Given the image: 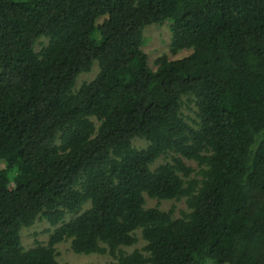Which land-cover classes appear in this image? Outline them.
<instances>
[{
    "label": "trees",
    "instance_id": "1",
    "mask_svg": "<svg viewBox=\"0 0 264 264\" xmlns=\"http://www.w3.org/2000/svg\"><path fill=\"white\" fill-rule=\"evenodd\" d=\"M164 22L192 52L152 70L142 31ZM38 217L58 226L24 250ZM66 239L108 264H264V0H0V264H58Z\"/></svg>",
    "mask_w": 264,
    "mask_h": 264
},
{
    "label": "rangeland",
    "instance_id": "2",
    "mask_svg": "<svg viewBox=\"0 0 264 264\" xmlns=\"http://www.w3.org/2000/svg\"><path fill=\"white\" fill-rule=\"evenodd\" d=\"M41 42L44 44L47 43L46 39H41ZM40 49V45H36V50ZM142 51L147 56V63L152 70L157 69L156 59L165 55L169 60H174L178 58L185 57L189 55L192 50L190 48H181L173 49L171 45V32H170V23L164 22L162 24H150L144 27L142 31ZM99 66L97 61L93 62L90 70L78 74L75 80L74 90L84 82L91 81L98 73ZM181 105L180 113L183 118L192 125L194 128H197L196 121L197 118V106L195 103V97L191 94L181 96ZM95 125H98V122L94 117H91ZM59 139L56 140V143L59 144ZM132 145L137 148H142L146 145L144 139L135 138L132 140ZM170 161V156L159 157L155 160L153 166L158 164ZM184 163L187 166H190L193 169L192 176L195 175V172L198 171L199 167L197 163L193 160L183 159ZM144 207H158L161 210L171 212L173 218H179L184 213L188 212L189 209L186 206L185 198L180 199H156L150 198L144 194ZM90 203L87 202L84 204L83 209L89 208ZM82 209V210H83ZM70 216H66V220ZM58 225H50L47 220L44 218H36L35 221L29 226H23L20 230V242L24 250H29L35 247L37 244L45 245L48 242L49 236L52 231ZM137 241L130 246H121L120 249L125 253H129L134 249L143 250L145 241L141 238L140 231H136ZM102 245V244H101ZM55 248V260L58 264H108L111 261L115 260V257L108 253H75L70 246V239L63 240L54 245Z\"/></svg>",
    "mask_w": 264,
    "mask_h": 264
}]
</instances>
